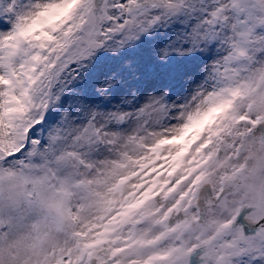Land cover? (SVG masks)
<instances>
[{
    "label": "snow or ice",
    "instance_id": "1",
    "mask_svg": "<svg viewBox=\"0 0 264 264\" xmlns=\"http://www.w3.org/2000/svg\"><path fill=\"white\" fill-rule=\"evenodd\" d=\"M0 264H264V0H0Z\"/></svg>",
    "mask_w": 264,
    "mask_h": 264
}]
</instances>
